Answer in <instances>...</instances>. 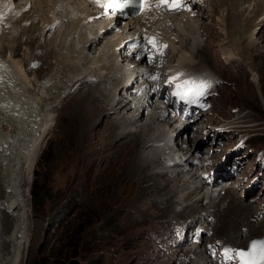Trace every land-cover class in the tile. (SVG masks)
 Returning a JSON list of instances; mask_svg holds the SVG:
<instances>
[{
	"label": "bare ground",
	"instance_id": "6f19581e",
	"mask_svg": "<svg viewBox=\"0 0 264 264\" xmlns=\"http://www.w3.org/2000/svg\"><path fill=\"white\" fill-rule=\"evenodd\" d=\"M154 1L156 9L171 3L169 0L168 4L162 5L161 0ZM200 9L202 12H210L209 16L217 11L223 12L225 33L231 45L240 48L233 47L227 51V58L240 56L246 48L257 45L256 33L260 26L264 25V0H205L203 7H196L192 12L171 16L169 19H162V15L157 18V13L153 15L154 10H151L148 18L141 15L131 17L119 25L118 30L115 29L114 20L102 17L91 20L90 16L97 14V10L88 0H0V207L2 213L6 212L0 225V264H24L27 247L32 239L28 188L38 158L55 126V112L62 108L69 98L80 96L83 100L77 113L85 119V124L87 125L95 113L96 120L100 114L97 105H100L101 112L107 110L106 114H110L108 112L112 111L113 114L107 117L112 126H115L114 132L118 140H125L130 136V144L131 138L142 139L144 131L156 130L144 139L145 144L151 145L149 152L139 153L141 160L148 158L149 154L151 156L144 171L157 169L158 164L159 172H151L150 176L164 178L166 183L172 184L175 193L181 194L175 201L183 206L185 204L182 209L179 207L182 214L188 212L189 208L194 213H191L188 221L179 223L177 244H181V239L187 242L184 244L187 248L186 256L196 253L201 256L204 255L205 247L210 249L206 232L209 229L216 231L219 220L217 217H223L222 213L230 203L222 209L227 200V193L238 187L246 177L244 175L243 179L236 181L225 179L227 182L231 181L229 186L218 189V177L223 178L229 174L223 167L224 164L218 166V162L226 160L221 158L222 155L218 151L231 158L234 156V150L227 152L226 147L218 150L217 146L209 150L211 142L198 144V135L193 129L199 131L196 126L205 114L197 117L195 110H192L175 139V145L182 148L175 151L173 139L162 126L160 115L149 113L147 117H143L146 107L144 109V105L138 100L133 102L129 97L134 93L131 82H136L146 89L153 101L167 97L165 88L169 85L174 88V85L170 83L164 87L165 82L167 78L175 75L177 69L211 75L204 63L198 64L196 61L197 56H200L199 51L203 49L200 41ZM29 21L30 25L25 24ZM166 21H169V25H166ZM156 25L165 35H169V64L160 66L161 55L156 52L157 43L152 44L155 39H149L155 37L154 33L148 35L140 44L133 62L134 69L129 64H121L118 46L127 40V32L137 34L143 26L153 30ZM24 37L27 39L26 53L21 57L23 50L20 43ZM139 37H143L141 32ZM45 42L48 47L41 51L48 54L44 62L48 65L49 72L44 77L37 74L32 78L30 74L33 72H29L31 70L28 67L34 59H38L33 45H42ZM244 59L247 64L252 62L250 56H245ZM159 68L163 69L161 74ZM146 83H149V86H146ZM95 86V92L87 100L85 93ZM74 87L79 90L72 95ZM102 99L109 102L108 108L101 104ZM121 101L123 102L119 105ZM207 127L205 125L204 130ZM106 132L109 134L107 130ZM211 133L218 138L226 136L217 127L211 128L210 135ZM95 135L93 132L89 133L92 140H95ZM160 142L164 144L158 147L152 145ZM184 146L190 149L186 150ZM214 148L217 151H214ZM181 155L187 157L185 163ZM196 159L200 161L195 162ZM233 161L234 158L229 166H232ZM211 170L216 171L215 180L204 177L205 171ZM207 183H212L213 188ZM167 202H171V199L168 198ZM203 206L204 210L200 211ZM212 209L214 210L211 211ZM212 215L215 218L214 223ZM262 215L264 212H259L256 218ZM175 222L176 220L172 222V227ZM234 224L233 230L238 223ZM208 242L216 245L213 237ZM193 243L197 246L194 250L196 253L190 247ZM174 255L165 256L171 260ZM161 256L166 264L165 257L162 254ZM200 259L204 258H197V264H208L207 258L202 262ZM195 261L190 264H196Z\"/></svg>",
	"mask_w": 264,
	"mask_h": 264
},
{
	"label": "rangeland",
	"instance_id": "374dc122",
	"mask_svg": "<svg viewBox=\"0 0 264 264\" xmlns=\"http://www.w3.org/2000/svg\"><path fill=\"white\" fill-rule=\"evenodd\" d=\"M198 12L201 14L197 18L201 22L203 49L196 61L204 63L208 73H214L221 84L214 108L200 120L203 123L197 124L196 130L199 131L193 129L198 135L196 141L198 144L211 142L209 150L217 146L218 150L226 147L228 152L234 150L241 137L249 138V146L231 158L218 151L228 165L232 158L241 156L243 168L235 179H242L244 175L247 178L227 193L222 209L230 203L222 213L223 217H217L215 236L221 239L225 236L227 241L223 240L229 243L228 240L235 238V244L249 248L252 240L264 238V217L256 218L259 211L264 212V25L256 33V46L248 47L240 56L229 59L227 51L233 47L240 48L231 45L225 33L223 12L217 11L211 16L206 10ZM25 24L30 25V21ZM26 40L24 37L20 43L23 50L21 57L26 53ZM45 43L33 45L38 59H34L28 67L29 72H33L30 74L32 78L37 74L44 77L49 72L48 65H45L48 54L43 52L48 47ZM244 54L250 56V64H247ZM78 87L72 89V95L76 94ZM95 88L85 93L87 100ZM81 100L82 96L69 98L55 112V126L38 158L28 188L32 239L24 264H67L76 257L83 264H165L161 254L154 251L153 245L157 247L156 235L167 234L168 226L175 220L173 228L178 234L177 220L188 221L194 213L189 208L182 214L180 210L185 204L183 206L175 201L181 194L175 193L172 184L166 183L164 178L150 176L151 172H159L158 164L157 169L144 171L151 156L149 154L148 158L141 160L139 153L149 152L151 146L145 144L144 139L156 130L144 131L143 140L134 137L130 144V136L118 140L115 126L107 117L113 114L112 111L106 114L107 110L101 112L100 105H97L100 114L95 120V113L87 126L85 119L77 113ZM101 102L105 108L109 107L108 101L102 99ZM222 121V126H227L229 130L227 133L222 131L226 136L218 138L212 133L210 135V129ZM205 125L208 126L206 130ZM92 132L96 134L95 140L89 136ZM214 151L217 149L214 148ZM34 187L37 189L35 198ZM168 198L171 202H167ZM1 208L0 225L6 214ZM232 223H238L235 230ZM163 243L167 241L163 240ZM69 247L73 250H68ZM162 255L166 264L184 260L179 256L170 262L165 254ZM186 260H191V257Z\"/></svg>",
	"mask_w": 264,
	"mask_h": 264
},
{
	"label": "snow or ice",
	"instance_id": "6c2138e0",
	"mask_svg": "<svg viewBox=\"0 0 264 264\" xmlns=\"http://www.w3.org/2000/svg\"><path fill=\"white\" fill-rule=\"evenodd\" d=\"M99 2V0H96ZM161 3L168 4L169 0H161ZM113 3L104 4L102 7H113ZM170 7L177 8L179 7L178 0H171ZM155 78V77H153ZM211 85L205 82L196 83L194 81H186L185 85L180 87H185V91L177 92L176 95H179L182 99L187 96H202L205 94L207 88ZM250 251L240 250L237 252L239 258L243 261V264H258L256 259H251V257L258 256L259 261L264 262V241H253L250 245Z\"/></svg>",
	"mask_w": 264,
	"mask_h": 264
},
{
	"label": "water",
	"instance_id": "95a60500",
	"mask_svg": "<svg viewBox=\"0 0 264 264\" xmlns=\"http://www.w3.org/2000/svg\"><path fill=\"white\" fill-rule=\"evenodd\" d=\"M46 234H47V232H46ZM257 262H258V264H264V262H262V261H257ZM67 264H83V263L78 257H76V258H71Z\"/></svg>",
	"mask_w": 264,
	"mask_h": 264
},
{
	"label": "trees",
	"instance_id": "16d2710c",
	"mask_svg": "<svg viewBox=\"0 0 264 264\" xmlns=\"http://www.w3.org/2000/svg\"><path fill=\"white\" fill-rule=\"evenodd\" d=\"M33 194H34V198L36 197V195H37V189H36V187H34V192H33ZM64 246V245H63ZM68 250H73L71 247H69V249ZM67 250V251H68Z\"/></svg>",
	"mask_w": 264,
	"mask_h": 264
}]
</instances>
